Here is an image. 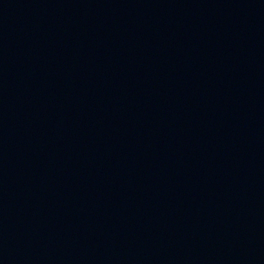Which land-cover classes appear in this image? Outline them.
<instances>
[{
	"label": "water",
	"instance_id": "95a60500",
	"mask_svg": "<svg viewBox=\"0 0 264 264\" xmlns=\"http://www.w3.org/2000/svg\"><path fill=\"white\" fill-rule=\"evenodd\" d=\"M0 264H264V0H0Z\"/></svg>",
	"mask_w": 264,
	"mask_h": 264
}]
</instances>
